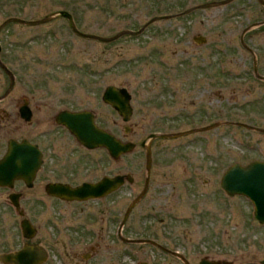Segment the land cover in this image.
<instances>
[{"label":"rangeland","instance_id":"rangeland-1","mask_svg":"<svg viewBox=\"0 0 264 264\" xmlns=\"http://www.w3.org/2000/svg\"><path fill=\"white\" fill-rule=\"evenodd\" d=\"M209 1L217 0H0V25L11 17L37 20L62 9L73 14L80 31L107 38L174 15L155 20L140 35L113 42L79 36L58 17L37 26L10 23L0 31L1 59L16 77L11 93L0 101V154L6 138L21 135L16 115L24 98L35 107L59 102L49 99L54 95L74 97L62 101L102 111V125L117 128L114 112L100 100L109 85L127 87L133 95L135 114L129 122L121 119L119 130L124 139L123 126L133 127L125 139L139 145L127 158L140 162L143 179L146 149L140 142L153 133L169 136L154 141L155 179L146 204L131 209L125 225L129 234L121 241L122 264H183L156 245L179 251L188 264H199L204 257L232 264L264 260V225L255 219L253 203L229 196L221 187L233 164L264 160V80L256 78L253 62L242 57L247 52L240 37L233 42L241 52L228 53L229 61L210 59L215 45L232 48L227 37L216 33L222 31L215 27L216 18L224 12L220 24L238 25L247 21L244 14L228 13L219 5L178 15ZM196 35L205 36L207 43L196 44ZM200 57L205 60H193ZM258 68L264 74V62ZM9 84L0 68V97ZM76 87L83 90L67 91ZM165 114L176 120L166 121ZM128 202L124 196L122 217L129 214ZM27 209L33 215V208ZM19 220L0 189V252L23 245ZM51 264H62L59 256H52Z\"/></svg>","mask_w":264,"mask_h":264},{"label":"flooded vegetation","instance_id":"flooded-vegetation-1","mask_svg":"<svg viewBox=\"0 0 264 264\" xmlns=\"http://www.w3.org/2000/svg\"><path fill=\"white\" fill-rule=\"evenodd\" d=\"M222 7L228 13L235 11L244 14L247 21L238 23V25L232 23L220 24L219 21L223 18L224 12L220 19L216 18L215 27L222 28L221 32L217 31L216 33L223 40H227V37L228 45H232V48H222L215 45L210 53V59L217 61L220 58L229 61L227 57L231 56L232 52H241V50L237 51L236 49L238 44L233 42V37H240V47H244L247 52L242 57H246L253 62V71L256 78L263 81L264 74L259 72L258 63L264 62V0H231L220 6V8ZM212 8L216 7L197 8L187 14H182L189 10L187 9L178 13V15L190 16L199 10ZM60 10L53 11L50 14H57ZM57 17L66 19L70 24L67 17L56 15L53 19ZM148 22L136 30L133 28L122 30L120 33L123 34L120 38L134 36L135 34L131 32L139 31L143 27H145L144 31L147 30L151 25ZM201 37L205 40L203 41ZM194 41L196 44L202 45L207 43V38L203 35H196ZM4 52L5 49L1 45L0 58ZM233 56L232 60H236L237 57ZM193 60L201 62L200 60L205 59L200 57ZM106 88L102 91L101 104L114 112L115 118L112 124L117 128H106L102 125L100 120L101 114H103L102 111L84 107L82 103L77 105L72 101H62L66 100L64 98L68 96L54 95L48 98L59 102H44L36 104L35 107L31 105L29 98L23 99L16 115L22 121L18 126L21 135L18 138L9 137L5 139L1 147L0 160H6L9 155L12 139L20 144L28 141L34 148L39 149V153L34 150L28 152L30 157L24 162L27 163L29 168L26 176L14 179L12 186L11 183L5 186L0 185V189L6 192L7 200L18 212L19 225L25 239L23 245L18 249H9L0 253L13 252L21 249L26 243H32L43 246L48 252V258L42 264H51L52 256H59L62 264H122L121 241L129 234L125 231V225L132 215L131 210L130 212L128 210L129 214H124L122 217L123 197L125 196V200L129 201L128 207H132V209L139 204H146V196L149 193L152 180L155 179V173L152 170L155 160L153 144L159 137L152 139L150 135L148 139H143L140 142V146L146 149V166L143 179L141 172L138 170L140 162L134 157L127 158L128 155L135 154V149L139 145L135 140L125 139L126 136L133 133V127L123 126L125 131L123 139L122 130H119L121 128L120 120H123V116L103 99ZM81 90H83L81 87L67 89L71 94ZM171 93L170 90L169 95ZM5 98L0 99V101ZM68 98L74 99V97ZM76 98L84 99V97ZM132 101L133 95L131 99L133 117L135 112ZM24 106L31 109L30 121L25 120L21 113L20 109ZM45 110L49 113H44ZM63 111L88 112L93 115L95 123L99 127L112 133L121 142H134L136 144L135 149L115 155L106 147H87L65 125L58 121L57 118ZM5 113L9 116L7 111ZM165 117H167L166 121L176 120V118L174 120L169 118L166 114ZM107 121L110 120L107 119ZM2 129L5 132H10L8 127ZM149 139H151V142L148 145ZM118 177L119 180L123 177V182L120 181V184H118ZM105 181H108L109 184L105 185ZM85 184H102V195L94 196L88 192L82 194L83 197H74L72 191ZM141 186L142 189L140 190ZM138 190L140 192H137ZM14 201L19 202V209L15 207ZM31 207L33 208V215L27 209ZM25 220L31 223L36 232L31 239H28L23 232L22 224ZM155 247L176 256L183 264H187L183 256L180 257L174 254L179 251L173 253L164 247L161 248L158 245ZM201 261L199 264H201ZM0 264L4 263L0 262Z\"/></svg>","mask_w":264,"mask_h":264},{"label":"water","instance_id":"water-1","mask_svg":"<svg viewBox=\"0 0 264 264\" xmlns=\"http://www.w3.org/2000/svg\"><path fill=\"white\" fill-rule=\"evenodd\" d=\"M231 0L223 1H213L200 6H196L192 9H189L182 14L189 13L196 8H205L211 6H219L225 4ZM56 15L67 17L72 29L78 35L89 38L96 39L104 42H112L120 38L123 34H117L112 37H102L95 34H87L80 31L73 19V15L67 10H60L57 14H49L43 19L37 20H27L19 17L8 18L5 22L0 25V31L8 23H20L30 26H36L44 23L50 22ZM174 16V15H173ZM172 15H163L151 19L148 24L154 22L157 19H166L173 17ZM145 27L136 32H131L135 35L140 34L144 31ZM204 41L205 38L201 37ZM1 51V45H0ZM0 66L8 74L10 78V84L3 96L0 99L7 97L11 90L16 84L15 74L9 69V67L2 62L0 58ZM103 99L105 102L109 103L113 108H115L122 116L125 122L130 121L133 114V106L131 104L132 95L128 88L119 87L116 85H109L104 92ZM21 113L25 120H31V109L28 106L21 107ZM58 121L65 125L83 144L89 148L95 147H106L109 151L118 155L120 153H125L133 151L136 147L134 142H121L109 131L99 127L95 123L93 115L88 112H70L63 111L58 116ZM197 130H191L189 133H193ZM153 138L156 137H169L166 135L152 134ZM36 151L39 153L38 148H34L28 141L24 143H19L16 140L12 139L10 142L9 155L6 157V160H0V185L5 186L11 183L14 179L26 176L29 172V168L26 162L30 155L28 152ZM23 152V153H21ZM150 168V166H149ZM123 182V177L119 180L118 184ZM105 185L109 184L108 181L104 182ZM102 184H85L84 186L75 189L72 191L74 197H83L82 194L90 193V195L98 196L102 195L101 187ZM221 187L229 196H245L250 199L254 204L255 218L261 223L264 224V160H253L246 165L239 163L233 164L230 166L226 172L223 174L221 179ZM14 198V197H13ZM14 205L17 209L20 208L19 202L14 201ZM132 209V207L129 209ZM128 212V213H129ZM24 235L31 239L35 236V229L28 220H25L22 224ZM48 258L47 250L38 244L26 243L21 249L8 252L0 253V262L4 264H42ZM227 261H212L207 258H203L201 264H228ZM145 264V263H144ZM188 264V263H187ZM264 264V260L262 261Z\"/></svg>","mask_w":264,"mask_h":264}]
</instances>
